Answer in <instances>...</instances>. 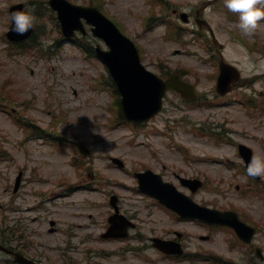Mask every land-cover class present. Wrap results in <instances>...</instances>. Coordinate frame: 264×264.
Returning <instances> with one entry per match:
<instances>
[{
  "label": "rangeland",
  "instance_id": "374dc122",
  "mask_svg": "<svg viewBox=\"0 0 264 264\" xmlns=\"http://www.w3.org/2000/svg\"><path fill=\"white\" fill-rule=\"evenodd\" d=\"M47 1L0 0V100L7 104L0 108V241L9 237L15 249L44 264H213L208 261L210 255L244 264L231 247L232 235L218 232L214 239L202 241L198 234L206 235L208 229L197 230L194 224L176 221L134 190L132 171L142 165L167 164L172 169L184 162L183 153L171 147L169 137L158 135L154 129L157 125L160 130L166 129L165 119L184 115L171 113L170 107L180 104V98L170 95L167 110L158 118L157 125L150 124L140 131L126 125L113 126L114 96L107 68L94 52H85L79 45L63 42L56 46L61 34L56 14L39 8ZM70 1L89 4L84 3L89 0ZM155 1L100 0L104 13L120 22L123 32L142 48L143 63L151 71L161 74V69H189V79L198 85L201 95L216 100L218 61L215 64L207 55L205 37L192 35V31L205 32V29H200L195 20L188 25L181 22L184 28L181 39L169 38L165 25L146 28V19L155 8L157 14H170L177 20L174 9L190 13L201 10L225 44L226 57L237 61L245 76L264 72V58L259 60V53L252 54L242 42L245 39L264 46V20L251 35H246L236 22L227 18L223 4L213 3L203 10L210 0H167L168 7L155 6ZM19 2L34 6L35 24L41 28L37 41L43 52L8 51L5 37L11 24L9 8ZM86 40L93 42V47L97 43L105 47L91 37ZM260 82L259 90L250 87L235 91L229 98L230 105L223 108L185 109L186 115L192 117L188 122L201 120L209 122L208 125L225 122L227 129L222 131L234 132L229 134V144L218 147L211 138L185 133L183 128L176 131V141L177 145L206 156L202 165L209 180L205 202L225 205L247 215L251 223L262 228L255 243L264 248V197L253 196L250 189L238 192V185L246 186L245 177L233 176L237 168L231 170L213 162L229 157L239 164L235 141L250 145L257 157L264 158V115L253 117L246 108L248 105L241 103L249 94L264 96V81ZM6 107L26 124L32 122L40 129L19 126ZM37 130L50 134L55 141L46 140ZM59 141L64 142L62 149L55 146ZM67 143H76L79 151ZM109 156L123 158L127 168L115 167ZM78 158L84 168L75 166ZM237 164L233 167H238ZM20 172L23 181L19 191L14 192ZM112 193L121 198L122 211L135 215L139 223V228L124 241L101 237L113 212L109 203ZM52 220L56 221L53 233ZM173 230L184 233L189 251L208 258L174 261L163 257L150 246L149 240L140 237L141 233L146 239L155 234L171 237Z\"/></svg>",
  "mask_w": 264,
  "mask_h": 264
},
{
  "label": "water",
  "instance_id": "95a60500",
  "mask_svg": "<svg viewBox=\"0 0 264 264\" xmlns=\"http://www.w3.org/2000/svg\"><path fill=\"white\" fill-rule=\"evenodd\" d=\"M56 8L60 9V16L62 21H69V16H74L76 21L73 24L69 22L64 26L65 34L72 36L75 29H77L79 18L85 16L90 22L95 23L98 28L95 30V34L104 38L110 51L101 52L104 61L109 65L113 76L119 83V86L124 95V111L127 117L136 121H142L153 114H155L161 107V100L166 90L174 88L184 90L187 86L183 84L178 77L164 82L146 71L140 64L138 52L135 50L132 43L126 39L116 27L110 22L108 23L97 12L91 9H82L78 7H72L64 1H56ZM14 38H17L14 36ZM230 67H223V70L228 71V75L224 78L229 80ZM232 70V69H231ZM226 84L228 82L225 81ZM227 89L223 92L226 93ZM144 185L150 189L151 193L161 192L163 185L157 178H149L144 182ZM164 202L170 206H174L175 203L169 198L166 200L164 196L162 198ZM189 209V206H181ZM193 216H199L197 213H191ZM163 247L169 251H174L173 244L161 243ZM169 247V248H168ZM171 248V249H170Z\"/></svg>",
  "mask_w": 264,
  "mask_h": 264
},
{
  "label": "clouds",
  "instance_id": "9594fccd",
  "mask_svg": "<svg viewBox=\"0 0 264 264\" xmlns=\"http://www.w3.org/2000/svg\"><path fill=\"white\" fill-rule=\"evenodd\" d=\"M224 6L237 14L236 26L243 34L251 35L264 20V0H224ZM27 8V11L16 10L10 13L11 31L21 36L32 29L35 23L34 6L29 4ZM253 87L261 89V82L257 81ZM246 171L251 177L264 176V158L253 157ZM10 258L9 253L0 250V264H6Z\"/></svg>",
  "mask_w": 264,
  "mask_h": 264
}]
</instances>
